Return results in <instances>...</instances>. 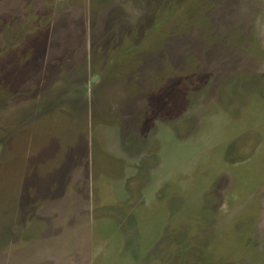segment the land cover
I'll list each match as a JSON object with an SVG mask.
<instances>
[{
	"label": "rangeland",
	"instance_id": "obj_1",
	"mask_svg": "<svg viewBox=\"0 0 264 264\" xmlns=\"http://www.w3.org/2000/svg\"><path fill=\"white\" fill-rule=\"evenodd\" d=\"M0 264H264V0H0Z\"/></svg>",
	"mask_w": 264,
	"mask_h": 264
}]
</instances>
